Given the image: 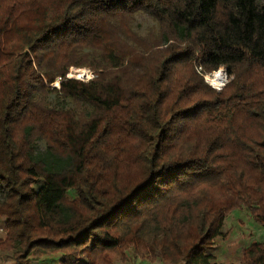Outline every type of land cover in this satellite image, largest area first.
Instances as JSON below:
<instances>
[{"label":"trees","instance_id":"1","mask_svg":"<svg viewBox=\"0 0 264 264\" xmlns=\"http://www.w3.org/2000/svg\"><path fill=\"white\" fill-rule=\"evenodd\" d=\"M141 11L159 39L132 30ZM241 206L264 227V0H0L11 264H264L262 240L219 257Z\"/></svg>","mask_w":264,"mask_h":264},{"label":"rangeland","instance_id":"2","mask_svg":"<svg viewBox=\"0 0 264 264\" xmlns=\"http://www.w3.org/2000/svg\"><path fill=\"white\" fill-rule=\"evenodd\" d=\"M132 30L138 34L140 37L145 36V38H160V28L158 24L145 12H138L133 16L132 19ZM78 70H89L92 72L93 70L88 67L77 68L75 66H71L69 68L68 73H72ZM217 70H221L224 73L223 83L228 80V77L225 73V69L223 67L218 68ZM216 71V70H215ZM213 73V72H212ZM206 74L207 80L208 77L212 74ZM213 87L214 84L211 82ZM55 84H58L56 82ZM217 87V86H216ZM49 101L53 106L56 107H67L72 110H77L81 112L82 115L88 113V110L84 104L81 102L74 101V99L70 98H57L54 93L50 94ZM86 108V109H85ZM37 152H41L44 149V142L39 140L36 142L35 147ZM222 231L225 233L224 240L219 243V257H222L223 261H228L235 256L237 253L239 246L242 244L249 243L252 240L264 241V227L260 226L251 218L249 211L245 206H241L235 208L231 212H229L224 220ZM4 237V230L0 225V238ZM56 261L51 257H43L39 259L38 264H55ZM0 264H11V258L9 252L0 251Z\"/></svg>","mask_w":264,"mask_h":264},{"label":"built area","instance_id":"3","mask_svg":"<svg viewBox=\"0 0 264 264\" xmlns=\"http://www.w3.org/2000/svg\"><path fill=\"white\" fill-rule=\"evenodd\" d=\"M200 70V68L198 69ZM94 71L90 72L89 70H78V71H74L73 74L72 73H67V77L68 78H76V79H80V80H89L91 79L92 77H94ZM207 76V74H206ZM206 76H204L205 80L208 82ZM60 79L57 80V82H59ZM55 86L58 87V84H55ZM224 85V83H222L220 86H215L214 88L216 89H220L222 86Z\"/></svg>","mask_w":264,"mask_h":264},{"label":"bare ground","instance_id":"4","mask_svg":"<svg viewBox=\"0 0 264 264\" xmlns=\"http://www.w3.org/2000/svg\"><path fill=\"white\" fill-rule=\"evenodd\" d=\"M224 73L221 70L214 71L209 77L208 80L215 86H220L223 83ZM56 83V82H55Z\"/></svg>","mask_w":264,"mask_h":264}]
</instances>
